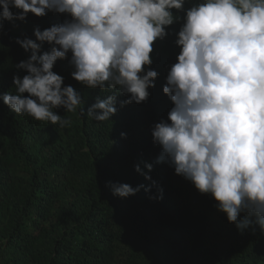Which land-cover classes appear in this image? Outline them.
Returning a JSON list of instances; mask_svg holds the SVG:
<instances>
[{
	"label": "trees",
	"instance_id": "1",
	"mask_svg": "<svg viewBox=\"0 0 264 264\" xmlns=\"http://www.w3.org/2000/svg\"><path fill=\"white\" fill-rule=\"evenodd\" d=\"M198 2L185 0L184 11L171 10L178 19L154 43L153 62L141 75L151 69L158 76L140 104L121 106L129 94L89 88L73 79L71 52L58 59L53 71L64 78L63 86H72L81 96L85 113L97 98L117 94V111L106 121L81 117L79 109H54L62 120L71 121L63 127L16 114L2 97L16 94L14 76L28 74L16 65L31 51L17 40H35L34 29L43 31L71 17L50 11L43 17L28 13L24 20H3L0 264H264V230L255 224L238 229L210 193H200L169 162H157L162 149L152 131L162 120L169 122L174 107L163 88L180 52L176 40L186 10ZM52 47L44 42L40 54ZM118 184L139 191L122 198L113 194Z\"/></svg>",
	"mask_w": 264,
	"mask_h": 264
},
{
	"label": "clouds",
	"instance_id": "2",
	"mask_svg": "<svg viewBox=\"0 0 264 264\" xmlns=\"http://www.w3.org/2000/svg\"><path fill=\"white\" fill-rule=\"evenodd\" d=\"M184 5L185 0H0V30L3 20H24L28 13L71 17L34 29L35 40H17L31 51L16 65L28 74L13 77L16 94H3V103L16 114L62 127L71 121L54 111L61 107L109 120L117 94L97 98L85 113L81 96L53 71L69 52L77 82L129 94L121 106L146 101L158 73H141L153 62L155 41L178 19L171 10L184 11ZM177 36L180 52L163 88L174 107L169 122L152 131L162 149L157 162H169L200 193H210L238 229L255 224L264 230V0H200L186 10ZM44 42L53 47L40 54ZM113 189L122 198L139 191L128 184Z\"/></svg>",
	"mask_w": 264,
	"mask_h": 264
},
{
	"label": "bare ground",
	"instance_id": "3",
	"mask_svg": "<svg viewBox=\"0 0 264 264\" xmlns=\"http://www.w3.org/2000/svg\"><path fill=\"white\" fill-rule=\"evenodd\" d=\"M39 124V123H38ZM79 129V128H78ZM43 133V132H42ZM48 134V133H47ZM49 135V134H48ZM78 136V135H77ZM36 143V142H35ZM95 143V142H94ZM89 145V144H88ZM49 146V145H48ZM53 149V148H52ZM58 150V149H57ZM67 162V161H66ZM106 165V164H105ZM159 179V178H158ZM160 182V181H159ZM110 184V183H109ZM158 186V185H157ZM168 187V186H167ZM170 188V187H169ZM170 190V189H169ZM165 192V191H164ZM160 193V192H159ZM166 193V192H165ZM156 195V194H155ZM154 195V196H155ZM110 198V197H109ZM160 198V197H159ZM182 198H184V197H182ZM158 200V199H157ZM180 201V200H179ZM183 201V200H182ZM160 202V201H159ZM55 203V202H54ZM169 203V202H168ZM187 203V202H186ZM43 204V203H42ZM59 204V203H58ZM45 205V204H44ZM172 205V204H171ZM187 206V205H186ZM56 207V206H55ZM65 207V206H64ZM169 207V206H168ZM180 207V206H179ZM37 209V208H36ZM76 210V209H75ZM147 210V209H146ZM57 211V210H56ZM79 211V210H78ZM51 212V211H50ZM168 212V211H167ZM36 213H37V211H36ZM40 213V212H39ZM77 213V212H76ZM111 213H113V212H111ZM151 213V212H150ZM183 213V212H182ZM57 214V213H56ZM46 215V214H45ZM76 216V215H75ZM188 216V215H187ZM63 217H65V216H63ZM140 217V216H139ZM168 217H169V215H168ZM70 218V217H69ZM144 218V217H143ZM57 219V218H56ZM63 219V218H62ZM65 219V218H64ZM72 219V218H71ZM67 220V219H66ZM59 221V220H58ZM145 221V220H144ZM60 222V221H59ZM168 222V221H167ZM188 223H189V221H187ZM187 226V225H186ZM184 227V226H183ZM182 227V228H183ZM185 229H187V228H185ZM167 230V229H166ZM182 230V229H181ZM173 231V230H172ZM171 231V232H172ZM127 233V232H126ZM136 234V233H135ZM132 235V234H131ZM47 236V235H46ZM156 236V235H155ZM115 238V237H114ZM178 239V238H177ZM121 241V240H120ZM153 241H154V239H153ZM37 244V243H36ZM119 246V245H118ZM131 246V245H130ZM32 247H33V245H32ZM37 248V247H36ZM91 249V248H90ZM121 254V253H120ZM114 256V255H113ZM81 259V258H80ZM66 264V263H65Z\"/></svg>",
	"mask_w": 264,
	"mask_h": 264
}]
</instances>
